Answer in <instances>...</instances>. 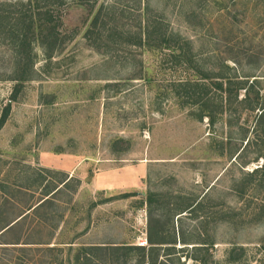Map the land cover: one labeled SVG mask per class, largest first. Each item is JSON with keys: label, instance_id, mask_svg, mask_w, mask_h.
<instances>
[{"label": "rangeland", "instance_id": "1", "mask_svg": "<svg viewBox=\"0 0 264 264\" xmlns=\"http://www.w3.org/2000/svg\"><path fill=\"white\" fill-rule=\"evenodd\" d=\"M106 7L119 30L137 26L146 7L161 17L190 42L197 67L224 82L226 92L209 95L218 104L230 93V107L212 124L198 120L177 86L196 68L125 36L98 48L93 20ZM61 15L65 42L48 62L36 48L37 74L0 129V226L44 186H68L0 236V256L59 264L34 242L63 254L69 245L147 246L150 230L172 242L157 264H264V0H66ZM12 87L0 80V116ZM111 169L110 182L96 176ZM17 240L31 243H5Z\"/></svg>", "mask_w": 264, "mask_h": 264}, {"label": "trees", "instance_id": "2", "mask_svg": "<svg viewBox=\"0 0 264 264\" xmlns=\"http://www.w3.org/2000/svg\"><path fill=\"white\" fill-rule=\"evenodd\" d=\"M75 1L78 2L79 0ZM65 5L66 0H0V47L3 49L0 51V80L13 83L9 102L4 106L0 116V129L6 122L11 102L16 100L24 83L33 80L37 74L35 68L36 48L41 51L44 61L48 62L57 54L65 42V36L60 28L62 25L61 12ZM148 10L149 8L146 7L143 12L145 15L138 18L137 26L129 25L125 30H119L116 25H107L109 20L107 18L108 16L113 17L114 10L106 7L103 13L102 11L101 14L98 13L93 20V26L97 29L95 33V40L98 41L97 47L100 48L101 41H104L105 46H107L105 49H109V44L113 42L114 36H125V43L130 47H141L146 51L156 49L161 52H168L175 58L177 63L181 62L191 69L196 68L194 78H185L178 81L177 86L182 88L185 96L191 100L189 102L193 105L198 120L206 117L209 123H214L219 109L222 111L232 104L229 98L230 93H227L226 96H220L218 104L209 95L211 87L226 92V88L223 87L224 82L219 80V77L209 75V71L199 69L197 63H195L196 60L190 42L171 31L168 28V23L161 17L149 18L146 16ZM229 91L231 90L229 89ZM67 182V179H62L59 185L50 188L44 186L42 198L36 204L29 206L15 219H4L2 221L0 236L13 232L20 221L29 217L30 211L36 213L45 206L51 207L54 205L55 196L62 192L63 187L68 186ZM50 218L52 219L54 216L51 215ZM47 223V218L42 215L41 220L39 219L35 225L43 228ZM56 228L57 225L54 224L51 232H49L51 236H53ZM153 234V231L149 230L147 232V246H144V244H125L79 246L75 248V246L69 245L66 254H63L64 249L59 246H48L50 244L48 241L34 242V244L44 247L38 248V250L52 253L53 262L59 264H63L65 259L68 262L72 261L73 264H127L132 257L136 259V264H157L156 257L158 256L157 251L161 248L160 245L172 242H166L161 238L155 240ZM5 243L19 245L31 242H19L17 240ZM18 249L20 251L32 250V248H25V246H19ZM72 251L74 253L71 256ZM28 257L29 261L34 260V257ZM154 257L156 259H153ZM43 263L45 262L41 261L40 264ZM0 264L16 263L9 260V258L0 256ZM31 264L33 263L31 262ZM159 264H164V262Z\"/></svg>", "mask_w": 264, "mask_h": 264}, {"label": "crops", "instance_id": "3", "mask_svg": "<svg viewBox=\"0 0 264 264\" xmlns=\"http://www.w3.org/2000/svg\"><path fill=\"white\" fill-rule=\"evenodd\" d=\"M113 171H114V169L107 170V172H105V173H103V174L98 173L96 176H97V177L104 176V177H106V181H109V178H110V177H117V175L114 174ZM95 178H96V177H95ZM109 182H110V181H109Z\"/></svg>", "mask_w": 264, "mask_h": 264}]
</instances>
